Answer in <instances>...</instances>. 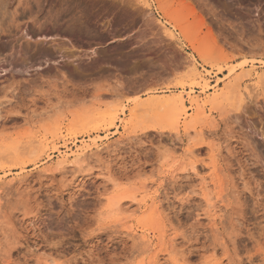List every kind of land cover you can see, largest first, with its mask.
<instances>
[{"label":"rangeland","instance_id":"1","mask_svg":"<svg viewBox=\"0 0 264 264\" xmlns=\"http://www.w3.org/2000/svg\"><path fill=\"white\" fill-rule=\"evenodd\" d=\"M6 1L29 7L0 17V264H264V82L148 107L195 86L189 56L219 78L264 62V0ZM106 134L58 166L54 139Z\"/></svg>","mask_w":264,"mask_h":264},{"label":"bare ground","instance_id":"2","mask_svg":"<svg viewBox=\"0 0 264 264\" xmlns=\"http://www.w3.org/2000/svg\"><path fill=\"white\" fill-rule=\"evenodd\" d=\"M27 1H30V0H27ZM37 1V0H36ZM146 1V0H145ZM143 0V2H145ZM169 1H172L173 0H169ZM169 1H168V4H169ZM20 2V1H19ZM23 2V1H22ZM20 2V3H22ZM26 2V1H25ZM33 2V0H32ZM35 2V0H34ZM171 2V3H172ZM10 3V2H8ZM147 3V2H146ZM40 4V3H39ZM38 4V5H39ZM148 4V3H147ZM7 1L6 0H0V17L1 18H5V16H8L11 12L10 16L12 18V23L14 22L15 18H17V16L19 15L17 13V11L14 13H12L13 11L10 9V12L8 11L7 9ZM33 5V4H32ZM35 5V4H34ZM41 5V4H40ZM9 6V5H8ZM25 6V7H24ZM24 8H25V12H22L21 15H24V16H18V18L20 17H25L27 15L26 13V8L29 7V3L26 5L24 4ZM36 6V5H35ZM34 8V7H33ZM38 8V7H37ZM40 8V7H39ZM17 9V8H16ZM28 9V8H27ZM19 10V9H18ZM29 13V10L27 11ZM24 13V14H23ZM26 13V15H25ZM30 13L32 14V11L30 10ZM30 14V16H31ZM39 14V13H38ZM9 17V16H8ZM34 17V16H33ZM38 15L36 14L34 18H37ZM10 19V18H9ZM8 19V20H9ZM154 19V17H153ZM2 20V19H1ZM0 20V21H1ZM7 20V21H8ZM152 21V20H150ZM6 22V20H5ZM2 23L4 24V22L2 21ZM1 24V23H0ZM1 24V25H3ZM11 24V23H10ZM9 24V25H10ZM75 24V23H74ZM73 24V25H74ZM164 24V23H163ZM0 25V31L1 33H12V29L9 30V26L7 28L5 27H2ZM17 25V24H16ZM7 26V24L5 25ZM13 26H14V23H13ZM12 26V27H13ZM40 26V25H39ZM76 26V25H74ZM160 26V25H159ZM15 27V26H14ZM18 27V25H17ZM71 27H73L71 25ZM163 27V26H161ZM166 29H168L167 26H164ZM56 29V28H54ZM69 29V28H68ZM66 29V30H68ZM19 30V29H18ZM32 30V29H31ZM35 31V29H33ZM53 30V29H52ZM17 31V30H16ZM40 31H44L43 30V27L41 26L40 28ZM39 31V32H40ZM70 31V30H69ZM7 33V34H8ZM15 33V32H14ZM12 34H10L12 36ZM173 37V36H172ZM19 39V38H18ZM30 46V45H29ZM27 48V47H26ZM26 48H24L23 46L21 47V57H23L24 60H29L30 59V54H29V49L27 50ZM10 49V42H2L1 40V43H0V56L4 55L6 53V51H8ZM188 64L185 65V69L188 71V73H190L191 75V80L195 83V86L194 87H191L190 89H187V88H182V90L180 91V94H178L177 96H174V97H169V98H165L164 100H160L158 98H152L151 99V102L148 104V107L149 108H152V109H157V108H161L162 106H164L165 104L167 103H170V102H177L179 103L182 108H183V112H185L184 114H188V111H192V110H195V109H201L204 113L207 110L208 108V105L209 103L211 102V99H213V96H210L208 95L209 92H211L212 90L214 91L215 95L214 96H217L220 92H219V88L221 83L224 84V86H226L225 88H227V84H226V81L230 79H232V76L234 74H236L237 72H242V74L236 78L235 80V84L233 85V87L235 88L236 92L238 93V103L240 105V103L243 101V97L245 94H249L251 92V89L249 88L248 85H245L243 86V84L245 83V77H248L249 75L251 76L252 75H255L256 77H258V79H260L262 82H264V62L262 63H258V64H255V63H247V62H242L240 65L238 64V66H233V67H228V69L225 71L227 74H225V77L224 78H219V74L218 73H215L213 72L212 70H209L206 68L205 65H201L199 64V62L194 58V57H191L189 56L188 58ZM11 67H14L15 64L14 63H10L9 64ZM18 66V65H17ZM16 66V67H17ZM250 67L249 70H247V74L244 73V70L247 68V67ZM202 68V70H201ZM262 70L260 72V70ZM1 71H4L3 69H1ZM0 71V72H1ZM7 72V71H5ZM244 73V74H243ZM4 74H1L0 75V80L2 79L1 77L3 76ZM254 77V76H253ZM255 77V78H256ZM213 78H217L216 80V85H212L211 84V80ZM263 84V83H262ZM261 85V84H260ZM263 85H261L262 87ZM251 87V86H250ZM250 89V90H249ZM222 90V89H221ZM225 90V89H224ZM223 90V91H224ZM2 91V88L0 89V92ZM3 92V91H2ZM259 92V91H258ZM255 94H258L257 92ZM187 102L189 103L190 107L187 106ZM237 103V102H236ZM240 108V106H239ZM96 119H92L91 121H89L88 123H94V124H99V122L95 121ZM58 130H56L55 132H57ZM54 132V133H55ZM91 134H88V136H90ZM188 135V134H187ZM55 137V136H53ZM97 137V136H96ZM54 139V138H53ZM90 139V138H89ZM110 139L109 138V135L106 134V137L105 138H94V139H90L89 143L87 144H84L83 146H78L77 143H72L76 149L73 150L70 148V144L67 142V140L65 139L63 142L64 144L62 146H59V142L57 139H54L52 141L53 144H55V147H54V153L53 154H58V158L60 159L59 162H58V166L59 167H63L64 165L66 164H71V163H81L82 160L85 159V157L88 155V152L89 151H92L93 149H96L99 150L101 149V144H99V142H103L104 140H108ZM85 141V140H84ZM104 143V142H103ZM102 143V144H103ZM105 146V145H104ZM62 149H66L65 152H63ZM69 151H68V150ZM197 152V150H196ZM195 151H190L188 148L185 149V154L188 156V155H194L196 153ZM53 154H48L47 155V158L48 159H52V155ZM198 155V152L196 153ZM54 156V155H53ZM70 158H74V161L71 162L70 161ZM189 159V158H188ZM73 165V164H72ZM79 165V164H78ZM57 166V165H56ZM81 166V165H80ZM191 169V173H196L197 172V167L193 164L192 167L190 168ZM24 170V169H22ZM23 173V171L20 172L19 175H21ZM5 174V175H4ZM3 174V177H1V181L2 179H4L5 177H9V176H13L12 173H4ZM1 176V175H0ZM0 181V184H2V182ZM1 186V185H0ZM147 188H149L148 186H146ZM146 188V189H147ZM151 190V189H150ZM208 197V196H207ZM210 197V196H209ZM208 197V198H209ZM207 199V198H206ZM210 199V198H209ZM208 202V200H207ZM124 206V205H123ZM121 210V208H120ZM143 238H146V237H143Z\"/></svg>","mask_w":264,"mask_h":264}]
</instances>
